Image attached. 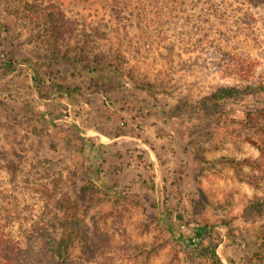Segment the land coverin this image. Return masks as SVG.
<instances>
[{
	"label": "rangeland",
	"instance_id": "374dc122",
	"mask_svg": "<svg viewBox=\"0 0 264 264\" xmlns=\"http://www.w3.org/2000/svg\"><path fill=\"white\" fill-rule=\"evenodd\" d=\"M32 1L0 0V229L23 238L62 215L61 199L82 207L90 184L104 196L91 221L119 247H75V264H264V210L251 207L264 145L248 139V114L264 111V0H221L255 23L231 37L206 35V13L160 26L170 0H130L123 18L106 1L58 0L72 26L62 51ZM198 1L197 16L214 0ZM231 44L249 49L248 77L213 63ZM225 87L241 92L213 99Z\"/></svg>",
	"mask_w": 264,
	"mask_h": 264
},
{
	"label": "trees",
	"instance_id": "16d2710c",
	"mask_svg": "<svg viewBox=\"0 0 264 264\" xmlns=\"http://www.w3.org/2000/svg\"><path fill=\"white\" fill-rule=\"evenodd\" d=\"M44 4L41 0L27 2L29 8L27 14L29 18L36 23L46 24L53 30L54 44L62 51L63 44L67 40L65 32L72 28L70 22L65 19L64 9L58 0H49ZM100 2V0H98ZM106 1V5L110 7L118 17H124L125 14L134 15V5L130 4V0H102ZM161 1V0H160ZM167 2V11L164 13L168 18H160L163 24H170L173 21L176 10L183 11L186 17V23H190L196 16L198 20L206 13L209 22V29L206 35L210 36V31H217L222 34L233 35L249 34V29L254 30L255 23L250 17V13L244 12L243 15L236 16L240 9L230 10L222 4L221 0L208 1V6L200 8L198 16L195 8L202 3L193 0H170ZM131 2V1H130ZM138 2V1H137ZM159 2V0H158ZM165 4L162 2V5ZM105 5V6H106ZM189 6L191 7L189 10ZM224 7V8H222ZM161 11V10H160ZM158 15V14H157ZM164 20V21H163ZM176 23L174 24L175 28ZM175 33H178L175 30ZM246 37V36H244ZM247 38V37H246ZM234 47L231 44L230 49H224L221 52V60L215 63L219 66V70L226 74H233L237 77H248L252 74L253 65L250 62L249 49L245 50L242 46ZM66 52V49L64 50ZM59 52V54L64 53ZM215 58L216 55H215ZM214 59V58H213ZM260 89L264 88V80ZM241 92L238 87L221 88L219 93H215L213 99H223L227 96L235 97ZM249 118L255 123L250 125V137L246 136L256 145H264V111L249 113ZM260 132V133H259ZM259 136H256L258 135ZM252 135V136H251ZM12 167V166H11ZM83 190L79 194V201L82 200V207L74 208V203L68 198L61 199L62 215L55 214L49 220L38 223L34 228L29 230L23 238L5 232L0 229V264H75L72 257V250L75 247H82L90 257L98 258L115 252L119 247L109 230L104 229L98 222L91 221V209L104 201V196L99 194L90 184L83 185ZM251 207L255 210H264V199L256 198L252 201ZM214 225H202L195 228V233L205 237ZM231 239H236L229 230L227 231ZM219 242V240H218ZM211 251L215 254V249Z\"/></svg>",
	"mask_w": 264,
	"mask_h": 264
}]
</instances>
